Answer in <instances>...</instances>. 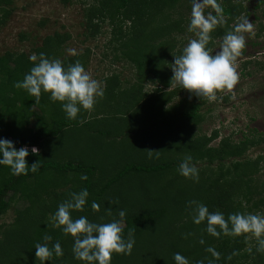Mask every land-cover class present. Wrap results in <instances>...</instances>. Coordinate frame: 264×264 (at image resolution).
Returning <instances> with one entry per match:
<instances>
[{"label":"trees","instance_id":"1","mask_svg":"<svg viewBox=\"0 0 264 264\" xmlns=\"http://www.w3.org/2000/svg\"><path fill=\"white\" fill-rule=\"evenodd\" d=\"M220 2L225 23L211 36L232 31L234 19L247 14L242 0ZM11 3L0 0V26L10 14ZM82 4L89 36L106 19L128 22L127 31L119 30L112 38L119 40L123 55L134 64L135 79L122 86L117 72L103 77V98L91 112L82 109L77 119L69 120L60 102L50 100L48 93L41 92L37 102L25 90L13 87L34 63L28 53L7 50L0 55V138L13 141L15 148L35 146L37 154L29 152L25 159L29 165L40 161L38 171L26 175H12L7 166H0V215L13 201L26 202L0 228V260L4 256L11 264H41L34 256V245L44 243L42 237L48 235L52 237L49 247L59 241L63 255H53L44 264H83L73 258V237L63 233L62 226L53 227L51 217L71 192L86 188V204L83 210H73L72 218L85 216L106 223L119 219L117 213L124 210L122 234L127 237L131 232L135 241V251L114 255L110 264H174L175 252L187 257L189 264H207L212 259L205 251L209 246L220 253L213 264H264V251H256L257 241L255 247H248L250 233L212 237L205 231L206 222L197 225L191 220L190 200L207 205L210 212H222L225 218L236 212L264 213L263 156L252 158L247 153L250 146L264 142V133H242L236 140L227 135L215 145L209 143L217 129L208 135L196 133L204 120L200 107L205 97L187 90L180 95V88L172 87L170 80V64L183 47L176 48L173 39L166 37L182 32L188 27L183 22L189 23L179 11L180 0H82ZM67 38V32L53 31L33 46L32 53L43 52L65 66L79 61L85 68L83 54L60 56ZM146 80L158 85L145 91ZM148 150L158 154L149 156ZM185 155L198 169L196 182L177 171ZM85 174L87 179L81 180ZM93 201L99 204L98 211L91 208Z\"/></svg>","mask_w":264,"mask_h":264},{"label":"clouds","instance_id":"2","mask_svg":"<svg viewBox=\"0 0 264 264\" xmlns=\"http://www.w3.org/2000/svg\"><path fill=\"white\" fill-rule=\"evenodd\" d=\"M190 18L188 31L194 33V37L189 39L178 56L173 57L171 66L172 72L170 80L172 87L177 85L180 89L187 90L197 97H205L208 101L217 99L216 93L220 90H230L238 81L236 71V61L245 47V37L243 33H251L253 24L247 17H241L232 31L224 34L218 51L209 48L207 45L211 39L210 33L218 26L225 23V17L220 0H190ZM208 7L212 11H205ZM29 60L34 62L29 71L24 74L22 80L14 82L13 87L23 89L28 95L38 102L41 92L49 94V99L60 102V107L69 120L77 119V114L82 109L88 112L93 110L98 99H102L104 88L102 83L92 78L84 66L76 61L71 65H63L60 59L47 58L43 52L33 53ZM83 123L84 121H79ZM31 152L37 154L35 146H21L15 148L13 141L0 138V166H7L12 175H26L29 172H36L40 167L37 160L30 165L26 161V156ZM153 152L148 150L149 156ZM178 173L190 178L193 182L198 181V169L192 163V157L185 155L179 162ZM81 180H86L87 176L81 175ZM89 193L87 189L78 192H71L66 200L57 205L52 214L55 222L53 227L62 226L61 231L73 237L72 253L73 258L83 262V264H110L111 256L116 254H130L134 238L131 232L127 237L122 234V221L125 211L117 213L119 219H112L106 223H96L89 221L85 216L73 219V210H83ZM191 220L193 224L206 222L205 231L212 237L221 235L239 236L250 233L256 238V251H264V214L259 213H230L227 218L220 211L208 210L207 205L190 200ZM93 210H99V204L91 202ZM247 238V237H245ZM44 243L34 245V256L41 264L55 255L61 257L63 249L59 241L49 247L47 241L51 236L42 237ZM199 243L203 244L201 239ZM210 253L212 259L207 264H213L220 258V253L213 247L205 249ZM251 251V249H249ZM236 253L233 252L232 255ZM230 259V256L227 257ZM174 264H189L187 257L175 252L172 255ZM196 264H203L197 261Z\"/></svg>","mask_w":264,"mask_h":264},{"label":"rangeland","instance_id":"3","mask_svg":"<svg viewBox=\"0 0 264 264\" xmlns=\"http://www.w3.org/2000/svg\"><path fill=\"white\" fill-rule=\"evenodd\" d=\"M242 4L247 14H240L234 22L238 23L241 17H247L253 28L251 33H243L245 47L236 61L238 81L232 89L222 90L216 94V100L208 101L204 98L200 107L204 120L197 126L196 133L208 135L212 129L218 131L210 145L217 144L221 137L227 135L236 140L241 138L242 133L250 135L264 133V0H242ZM180 5L179 11H182L183 19L189 20L190 0H180ZM205 11L212 10L206 7ZM83 14L82 0H71L68 5L61 4L59 0H12L10 14L6 22L0 26V55L7 50L25 51L31 55L33 54L31 49L40 43L44 35L53 31L67 32L68 38L60 47V56L83 54L85 69L92 78L101 82L102 86L103 77L112 72L120 75L122 86L134 81L136 74L134 64L123 55L119 40L112 38L118 35L119 30L121 33L127 31L128 22L121 24L106 19L99 22L98 32L89 36L84 26ZM187 24L183 22V25ZM151 25L152 22L147 28L152 29ZM224 34L210 35L209 48L214 52L218 51ZM192 38H195L194 33H189L188 27L182 32L166 37L167 41L173 39L176 48L180 45L184 47ZM244 59H250L251 63L244 65L242 63ZM254 62L262 67L253 64ZM156 85H158L156 82L146 80L142 87L145 91H151ZM179 91L180 95L186 93L184 89ZM223 96L226 97L225 100ZM33 123L31 119L29 125L32 126ZM247 153L252 158L258 154L263 156L261 162L263 168L260 172L264 175V142L250 146ZM25 204L23 199L13 201L0 215V228L13 220L15 208H21ZM248 241L249 248L256 246V238L252 235L248 236ZM132 250L135 251L133 247ZM114 255L116 253L111 256L113 261ZM9 260L2 256L0 261L11 264Z\"/></svg>","mask_w":264,"mask_h":264}]
</instances>
